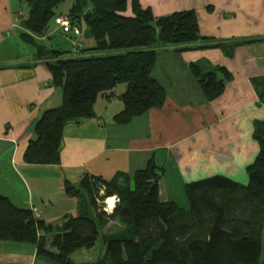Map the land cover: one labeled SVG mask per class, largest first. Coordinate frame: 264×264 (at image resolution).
<instances>
[{
	"label": "trees",
	"instance_id": "1",
	"mask_svg": "<svg viewBox=\"0 0 264 264\" xmlns=\"http://www.w3.org/2000/svg\"><path fill=\"white\" fill-rule=\"evenodd\" d=\"M63 2L26 0L28 13L20 17L19 37L35 48L36 58L52 75V85L62 90V104L46 110L35 125V138L23 158L30 165L59 164L65 128L93 118L98 98L119 85L126 90L118 97L124 109L114 117L116 124L127 125L162 108L167 92L152 76L159 50H189L202 42L198 49L219 48L232 56L239 44L203 36L195 10L155 16L139 0H74L67 15L86 26L95 46L84 45L78 53L73 46L67 52L39 41ZM113 51L121 53H95ZM190 70L209 101L232 80L221 66L204 71L202 63H194ZM254 85L264 105V76ZM254 139L260 151L247 168L248 184L221 175L189 183L188 209L160 199L162 169L153 161L132 177L117 173L105 180L87 175L77 185L67 183L66 195L80 201L79 215L66 216L58 224L37 219L33 210L18 207L0 192V241L34 244L37 258L55 264H264V122H255ZM113 197L119 202L108 213L99 201L105 204ZM113 222L119 227L106 231ZM99 242L105 247L103 257L72 261L73 254L92 250Z\"/></svg>",
	"mask_w": 264,
	"mask_h": 264
},
{
	"label": "crops",
	"instance_id": "2",
	"mask_svg": "<svg viewBox=\"0 0 264 264\" xmlns=\"http://www.w3.org/2000/svg\"><path fill=\"white\" fill-rule=\"evenodd\" d=\"M139 1L155 16L195 10L203 36L239 44L232 56L219 48L198 49L202 42L189 50H159L152 76L166 89L165 105L118 125L114 117L124 109L118 97L126 86L116 87L98 98L93 118L65 128L57 165H30L23 158L41 115L62 104L61 88L52 85L46 63L35 53L29 61L0 59V192L47 224L79 215L80 201L66 195L67 183L77 185L87 175L132 177L150 161L162 169L160 199L184 209L189 183L217 175L249 182L247 168L260 151L254 124L264 122L254 85L264 76V0ZM14 4L0 0L5 12H13ZM194 63H202L204 71L221 66L232 74L219 97L206 99L191 73Z\"/></svg>",
	"mask_w": 264,
	"mask_h": 264
},
{
	"label": "rangeland",
	"instance_id": "3",
	"mask_svg": "<svg viewBox=\"0 0 264 264\" xmlns=\"http://www.w3.org/2000/svg\"><path fill=\"white\" fill-rule=\"evenodd\" d=\"M74 0H64V2L56 9L57 16L60 18L66 17L68 9L72 5ZM11 10L5 12L3 8H0V36L3 41L0 42V59L4 61H29L35 53V48L19 37L21 32L20 17H24L28 13V6L26 0H15V4ZM13 17V21H12ZM9 19V20H8ZM8 28L4 29L6 26ZM82 33L75 35V26L62 27L60 24H56V20L50 24V30L46 36L42 39V43L48 46H54L56 49H63V51L70 52L73 46L81 41L84 43L87 49H92L95 46V42L88 36V30L86 26L81 27ZM51 33V37H49ZM96 55H114L121 53L120 51H113L108 53L95 52ZM68 57H71L67 53ZM125 86L124 84L119 85ZM254 137V135H253ZM134 188V184L132 185ZM100 207L103 209L105 204L99 201ZM119 224L116 222L111 223L106 231H113L117 229ZM2 244H6L2 247ZM16 247H9V245ZM105 253L104 245L99 242L92 250H80L71 256L72 261L75 263L93 262L103 257ZM37 247L31 243H13L0 241V264H55L48 262L44 259L37 258ZM262 263H264V232H263V251H262Z\"/></svg>",
	"mask_w": 264,
	"mask_h": 264
},
{
	"label": "built area",
	"instance_id": "4",
	"mask_svg": "<svg viewBox=\"0 0 264 264\" xmlns=\"http://www.w3.org/2000/svg\"><path fill=\"white\" fill-rule=\"evenodd\" d=\"M56 24H60V26H62V27L64 26L66 28L70 27L71 25H74L75 26V35H80V33H82L81 27L77 23H74V21H72L68 17V15L66 17H63V18L57 17L56 18ZM83 47H84V44L81 41H78V43H76L74 45V50H75L76 53H78L81 50V48H83ZM109 200L110 199H107L105 201V205H106L105 206V211H107L108 213H111L112 212V207H111V205L109 203ZM111 200L114 201V204H117L119 202V199L117 197H113V198H111ZM33 212H34V215H35V217L37 219L41 218L39 213H37L36 211H33Z\"/></svg>",
	"mask_w": 264,
	"mask_h": 264
},
{
	"label": "bare ground",
	"instance_id": "5",
	"mask_svg": "<svg viewBox=\"0 0 264 264\" xmlns=\"http://www.w3.org/2000/svg\"><path fill=\"white\" fill-rule=\"evenodd\" d=\"M109 203H110V205H111V207H113L114 206V201L113 200H109Z\"/></svg>",
	"mask_w": 264,
	"mask_h": 264
},
{
	"label": "clouds",
	"instance_id": "6",
	"mask_svg": "<svg viewBox=\"0 0 264 264\" xmlns=\"http://www.w3.org/2000/svg\"><path fill=\"white\" fill-rule=\"evenodd\" d=\"M109 199H111V198H109ZM106 206V205H105ZM115 206H116V204H114V206L112 207V211H113V209L115 208Z\"/></svg>",
	"mask_w": 264,
	"mask_h": 264
}]
</instances>
